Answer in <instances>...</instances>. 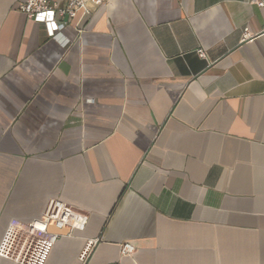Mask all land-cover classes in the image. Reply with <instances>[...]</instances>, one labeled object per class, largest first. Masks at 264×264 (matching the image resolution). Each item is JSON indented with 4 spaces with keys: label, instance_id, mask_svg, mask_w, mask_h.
Here are the masks:
<instances>
[{
    "label": "crops",
    "instance_id": "obj_1",
    "mask_svg": "<svg viewBox=\"0 0 264 264\" xmlns=\"http://www.w3.org/2000/svg\"><path fill=\"white\" fill-rule=\"evenodd\" d=\"M23 1L0 0V264L53 197L89 220L45 264H264V7L110 0L53 38Z\"/></svg>",
    "mask_w": 264,
    "mask_h": 264
},
{
    "label": "built area",
    "instance_id": "obj_2",
    "mask_svg": "<svg viewBox=\"0 0 264 264\" xmlns=\"http://www.w3.org/2000/svg\"><path fill=\"white\" fill-rule=\"evenodd\" d=\"M110 0H25L18 4V9L29 18L43 23L50 37L62 35L61 28L74 24L80 32L84 29L85 19L91 15V6H101ZM264 7V0H254ZM252 35L249 27L243 30V38ZM62 41H66L63 37ZM204 55V52H201ZM88 214L77 209L60 198L53 197L48 201L41 219L29 222L14 223L3 243L2 255L18 264H45L52 247L62 235L58 230L68 227L65 234L73 236L79 224H87ZM53 224L57 231L50 229ZM95 239L87 240L80 253V259L85 260L95 244ZM135 246L130 242L122 244L124 255L133 254Z\"/></svg>",
    "mask_w": 264,
    "mask_h": 264
}]
</instances>
